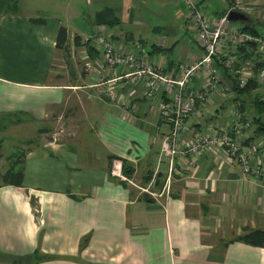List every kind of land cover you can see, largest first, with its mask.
<instances>
[{
  "label": "crops",
  "instance_id": "crops-1",
  "mask_svg": "<svg viewBox=\"0 0 264 264\" xmlns=\"http://www.w3.org/2000/svg\"><path fill=\"white\" fill-rule=\"evenodd\" d=\"M222 2L226 8L218 13L231 6ZM253 4L263 15L264 0ZM105 8L112 24L131 20L132 0H98L93 16L83 0L72 7L69 0H0V159L7 161L0 168V264H264V247L239 239L264 229V104L255 102L253 117L243 112L242 150L230 164L216 143L196 155L195 135L210 134L211 126L224 130L233 120L232 111H207L211 104L227 109L235 97V75L227 71L230 90L215 91L191 115L171 172L163 151L171 123L158 111L165 92L144 79L110 80L98 41L91 45L83 27H97L91 31L96 40L99 28L107 32L106 24L95 22ZM62 26L68 40L57 48ZM110 37L169 71L189 61L170 57L173 47L165 39L148 48L149 35ZM11 139L18 146L10 154L1 141ZM252 144L259 145L257 154ZM116 157L124 160L129 181L111 176ZM259 160L261 174L254 171ZM17 163L23 184H3L1 175Z\"/></svg>",
  "mask_w": 264,
  "mask_h": 264
},
{
  "label": "built area",
  "instance_id": "built-area-1",
  "mask_svg": "<svg viewBox=\"0 0 264 264\" xmlns=\"http://www.w3.org/2000/svg\"><path fill=\"white\" fill-rule=\"evenodd\" d=\"M187 8L186 19L194 28L195 35L202 47V54L193 61H179L176 68L169 71L165 65L144 61L134 50H122L110 36L105 35L101 28L96 36L98 48L103 52L105 63L111 68L110 80L125 79L126 84L138 83L142 79L148 87H159L165 92L164 98L158 103L159 116L169 120L171 129L163 142V150L171 161L170 171L176 170L174 165L178 153V143L188 128V119L194 114L201 103L209 99L215 91L228 92L230 88L224 83V71L235 73L240 87L246 86L251 80L264 83V67H260L256 73L257 65L252 58L243 60L242 47H249L252 41L260 54H264V34L252 36L242 30L241 26L233 24L228 19V12L212 16L203 8L199 0H178ZM249 4L242 0H232L228 9L236 11H249ZM255 66V67H254ZM120 69V76H115L114 71ZM123 72V73H122ZM205 79L203 85L195 83L196 77ZM114 89L111 95L114 96ZM125 100V98L123 97ZM234 120L219 135L215 130L206 135H195L192 150L199 155L201 150L210 151V144L216 143L217 149L226 153L229 158L237 155L242 150L239 141L242 134L240 110L233 113ZM237 134V135H235ZM252 152H259V145L250 147ZM194 163V161H192ZM262 162L256 163L254 171L262 173ZM250 166L243 163V171L248 173ZM111 176L124 180L125 170L123 159L113 158L111 161Z\"/></svg>",
  "mask_w": 264,
  "mask_h": 264
},
{
  "label": "rangeland",
  "instance_id": "rangeland-1",
  "mask_svg": "<svg viewBox=\"0 0 264 264\" xmlns=\"http://www.w3.org/2000/svg\"><path fill=\"white\" fill-rule=\"evenodd\" d=\"M69 1H71V7H72L78 0H69ZM83 1H85L87 4V11L91 12L93 16L96 12L98 0H83ZM222 1L223 0H206V2H203L201 4H202V8L208 14L215 17L221 13V12L218 13L220 10L226 8V4L223 3ZM228 1L231 2L232 0H228ZM242 1L245 4L250 3L249 5L251 9L246 12L242 11L249 16L250 20L244 21V22L242 21L233 22V24H236L237 26H242V25H247V24L249 25L252 23L256 26V28L259 31H261L263 29L261 25H263L264 22L262 23L260 22L264 21L262 20V18H264V14L262 15L261 13L257 12L259 10L258 8L259 5L253 4L255 0H242ZM14 5L15 4L12 2L10 4V8ZM227 5H228V2H227ZM132 6H133L132 16L128 24L126 25L125 24L120 25L117 23L107 24L106 26L109 27L108 31L103 32V33L107 36L112 35V32L125 35V33L129 31V32H133L135 36V39H134L135 41L140 40L139 38H142L145 35H149L148 48H151L153 43L158 42L160 39H165L166 44L168 46L173 47V49L169 53V56L173 57L174 59L186 58L187 60L190 61L194 57L193 53L199 54L202 51V48L200 47L198 43L199 41L196 35L195 37L191 35V33L194 32V28L191 26L190 22H188V20L186 19L187 8L184 3L178 0H132ZM224 12L226 13L229 11L228 9H226ZM111 13L112 12L110 11V14ZM166 26L173 28L174 32L170 34V33H165L159 30L160 28L163 29ZM83 27L86 28L87 30L86 32L87 34H89L88 38H91L90 44L91 45L97 44V40L93 37V34H91L92 29L95 30L97 27L94 29L93 26H90V23L83 24ZM262 32L264 34V30H262ZM246 33L252 36H255V37L260 36V35L251 34L249 32H246ZM196 39L198 42L196 41ZM253 42H255V46H256V41H252V43ZM260 57H264V54H262ZM252 59L253 61L256 62V65H257L256 73H258L259 68L264 67V65L259 66L258 64V61H262V60L257 61L255 57ZM243 60H247V59H243ZM85 67H86V64H85ZM235 78H236V75H235ZM237 79H238V76H237ZM231 95L232 94H230L229 97ZM253 95L260 97V100L264 101V89H260V88L256 89L253 92ZM229 97L227 99H229ZM235 97H236V94H235ZM235 97L234 96L231 97L232 100H230V103L227 105V109H222L221 106L217 104H211L207 111L215 115L223 116L225 112L230 113L232 111L234 113V111L238 109L241 112V118L239 119V123L243 119L242 117L245 118V115L243 112H246V115L253 117L254 113L256 112L255 111L256 109L254 107L255 101L253 99L248 98V96H246L247 101H242L241 99H235ZM247 111L249 112V114H247ZM232 118L234 120L233 114H232ZM245 119L248 120V118H245ZM223 120L224 121L227 120V115L226 117L223 118ZM216 121L218 123H222L221 120L219 119H217ZM228 123L226 124L225 129L228 126ZM246 124H247V127L251 126V122H247ZM211 128L215 130L219 135H222V133L225 130V129L221 131L216 130L215 129L216 127L214 126H211ZM15 143L16 142L12 139L8 140L7 142L1 141V148L4 149L5 151H8L10 154L15 153V148L18 146V145L14 146ZM222 153L226 155V153H224L223 151ZM235 156L236 155L231 156L229 158V156L226 155V159L229 164L232 162V160H234ZM6 163L7 161L0 159V168L6 165ZM123 163H124V160H123ZM125 168H126V164L124 163V170ZM127 174L128 173L125 170V178H124L125 181H129Z\"/></svg>",
  "mask_w": 264,
  "mask_h": 264
},
{
  "label": "trees",
  "instance_id": "trees-1",
  "mask_svg": "<svg viewBox=\"0 0 264 264\" xmlns=\"http://www.w3.org/2000/svg\"><path fill=\"white\" fill-rule=\"evenodd\" d=\"M204 0H201L200 3H203ZM12 8V7H11ZM223 14V13H221ZM43 21V20H42ZM114 21H116L114 18L110 17L109 9L105 8L104 11H98L95 15V22L97 24H112ZM242 30L249 32L251 34L255 35H262L263 33L259 31L254 24H247L241 26ZM81 36L76 35L75 36V43L77 45L81 44ZM68 40V30L65 26H62L58 33L57 38V48H63L65 43ZM87 44V43H85ZM253 46V47H252ZM255 48V42H253L249 47H242L241 52L243 54V59L248 58H254V54L258 53ZM258 56H261L258 53ZM259 66L264 65L263 61H258ZM225 76H232L231 74L227 73V71H224ZM234 81L233 88L236 91V99H241L242 101H247L246 96L248 98L253 99L255 102L260 103L261 105L264 104L263 100H260V97H257L253 95V92L255 89L259 87L258 82L256 80H251L246 86L240 87L236 81L235 78L232 79ZM260 106V105H259ZM262 129V127H259ZM18 163L16 165H11L4 174L1 175V180L3 184H11V185H17L21 186L24 181V172L22 167H17ZM239 239L244 240L250 244L257 245L264 247V229L257 228L252 230H247L243 235L239 237Z\"/></svg>",
  "mask_w": 264,
  "mask_h": 264
},
{
  "label": "water",
  "instance_id": "water-1",
  "mask_svg": "<svg viewBox=\"0 0 264 264\" xmlns=\"http://www.w3.org/2000/svg\"><path fill=\"white\" fill-rule=\"evenodd\" d=\"M228 18L232 22H244V21H249L250 18L247 14H245L242 11H236V10H230L228 12Z\"/></svg>",
  "mask_w": 264,
  "mask_h": 264
},
{
  "label": "bare ground",
  "instance_id": "bare-ground-1",
  "mask_svg": "<svg viewBox=\"0 0 264 264\" xmlns=\"http://www.w3.org/2000/svg\"><path fill=\"white\" fill-rule=\"evenodd\" d=\"M258 85H259V83H258Z\"/></svg>",
  "mask_w": 264,
  "mask_h": 264
}]
</instances>
